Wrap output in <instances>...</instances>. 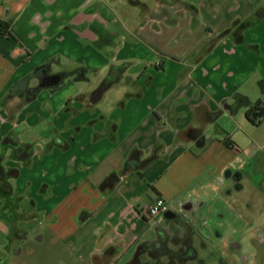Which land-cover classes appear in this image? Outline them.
Returning <instances> with one entry per match:
<instances>
[{"label": "crops", "instance_id": "crops-1", "mask_svg": "<svg viewBox=\"0 0 264 264\" xmlns=\"http://www.w3.org/2000/svg\"><path fill=\"white\" fill-rule=\"evenodd\" d=\"M176 1L0 0L12 34L0 36V264H17L28 240L63 251L36 257L28 247L30 262L179 264L152 256L158 245L137 255L141 242L164 234L191 240L197 259L184 264H264V192L243 171L249 150L228 132L249 86L264 101V23L248 21L240 42L229 34L213 47L207 40L220 26L199 27L198 40L182 35L184 51L173 54ZM125 3L141 8L137 26L115 25ZM51 58L49 85L79 68L84 77L67 76L31 100L8 95ZM7 138L29 145L27 154ZM159 197L168 214L147 217L142 209ZM177 222L188 232L174 230ZM195 239L218 259L201 257Z\"/></svg>", "mask_w": 264, "mask_h": 264}, {"label": "rangeland", "instance_id": "rangeland-1", "mask_svg": "<svg viewBox=\"0 0 264 264\" xmlns=\"http://www.w3.org/2000/svg\"><path fill=\"white\" fill-rule=\"evenodd\" d=\"M146 4L151 7H154L156 4V0H145ZM173 8L171 12L173 14H177L181 17L182 26L178 28L179 35L171 44L169 48L171 53L179 54L184 51V44H180L179 39L182 35H189L188 41L193 43L195 40H198L199 36V27H203L206 31L207 29H217L220 26V31L216 32L213 37L208 38L207 45L208 47L214 42V45L221 43L224 38L228 37L229 34H232L233 38L234 29L227 35H222L224 31L230 29L233 26V22L240 21L245 22L249 21L251 29L258 28L259 25L264 23V19L258 21V17L260 12H264V0H178L173 2ZM120 6V7H119ZM117 17H116V26L120 28L122 25H133L135 26L138 23L139 14L141 12V8L136 6L135 3H125L123 5L119 4L116 8ZM195 11V12H194ZM192 26L189 28V24ZM180 22V23H181ZM256 22V23H255ZM137 26V25H136ZM249 26V27H250ZM198 27V28H197ZM203 38H201L202 40ZM235 39V38H234ZM225 40V39H224ZM186 41V40H185ZM189 43V42H188ZM202 48L196 54L201 56ZM186 55H188L186 53ZM250 92L247 94L248 103L246 105H250L255 103L256 100L262 96L258 86H249ZM253 88V89H252ZM264 97V96H263ZM246 105H241L239 108L238 114L235 116L236 124H232L229 122L228 132L230 133L231 139H235L237 141V145L241 150H249L248 156L245 155L246 159V167L243 169L244 173L247 174V178L250 184H255L259 190L264 192V119L261 121L259 125H252L248 121L245 120L244 110H246ZM244 122V124L242 123ZM222 122V120H221ZM214 213V212H213ZM178 226V227H177ZM212 230H217L213 227L212 224H209ZM176 229H179V232L185 233L184 228L180 227V225H176ZM220 232H223V235L229 234L228 226L224 225L219 227ZM218 229V230H219ZM183 235V234H182ZM180 244H184V240L179 241ZM22 249V253L18 255L19 262L17 264H51V263H40L38 261L30 262L28 258H26L27 248L31 247L34 251V255L37 257L42 253H47L52 257L57 255L58 251L63 253L62 249L53 248L47 245V242L43 245L39 244L37 241L28 240L26 243L20 242V245L17 246ZM195 247L197 248V252L201 257L206 259L217 260L218 257L212 253L207 246H200V241L195 239ZM216 249L221 250L220 246L217 244ZM215 249V250H216ZM66 256H70L71 254L67 250L65 253ZM187 264H197L195 261H190Z\"/></svg>", "mask_w": 264, "mask_h": 264}, {"label": "trees", "instance_id": "trees-1", "mask_svg": "<svg viewBox=\"0 0 264 264\" xmlns=\"http://www.w3.org/2000/svg\"><path fill=\"white\" fill-rule=\"evenodd\" d=\"M263 12H260L259 16L262 15ZM249 25L248 21L245 22H240V21H235L233 22V26L230 29H227L224 31L222 34L227 35L229 34L233 29L235 30V40L237 42L241 41V32L244 28H246ZM10 26L7 22H4L3 20H0V36L3 37H11L12 34L10 32ZM213 47V44L211 45ZM209 48V50L211 49ZM56 61L55 58H51L41 65L37 66L36 68L34 67L26 76L21 78L20 80L14 81L7 90V93L9 96H25V100H31L36 97L38 91H40L43 88L50 89L51 91L57 90L61 86V82H63V79L65 77H69L71 75H74L76 78L80 79L81 77H84L83 75V68H79L71 73L65 72L61 73V82L57 84L56 86H51L48 84L47 77H49V69L50 65H52ZM38 79V84L34 87H28L29 81L32 79ZM241 103L242 105H246L248 103V98L246 96H242L241 98ZM246 110H245V116L248 120V122L252 125H259L261 121L264 119V101L262 100H257L255 103L248 104L246 105ZM11 139L7 138L5 140V143H9ZM12 142V143H11ZM11 144L14 145V153L18 154L19 151L21 152V155H26L29 149V145H19L17 141L11 140ZM159 146H156L155 149L152 151V154L150 157H147L143 162L145 163L144 165H149L151 164L157 157V150ZM132 157H139V152L134 150L131 152ZM0 163H1V158H0ZM4 175V171L2 166L0 165V178ZM114 175H109L106 180L103 182V185L109 184V182L112 181V178ZM177 225H180V227L184 228V226L180 223L177 222ZM185 232H188V229L186 230L184 228ZM184 240V244H180L179 241ZM158 245L161 247V250H158L157 253H150L152 256H158V257H169L172 260H176L179 264H184L186 261L191 260V259H197V256L195 254V248L192 245V242L190 239L187 237L182 236V238H178L176 235L175 236H168V235H162L159 237L158 241L154 242H146L143 241L139 244V248L137 249V255L143 254L145 252V249L150 246H155ZM178 245L180 249L176 251H171L168 250L170 246ZM184 249V250H183ZM183 250V251H182ZM155 264H162L160 261L156 262ZM168 264H171L169 262Z\"/></svg>", "mask_w": 264, "mask_h": 264}, {"label": "built area", "instance_id": "built-area-1", "mask_svg": "<svg viewBox=\"0 0 264 264\" xmlns=\"http://www.w3.org/2000/svg\"><path fill=\"white\" fill-rule=\"evenodd\" d=\"M169 209L168 203L163 197L155 199L149 206H146L142 211L147 214V217L154 218L160 214H164Z\"/></svg>", "mask_w": 264, "mask_h": 264}, {"label": "water", "instance_id": "water-1", "mask_svg": "<svg viewBox=\"0 0 264 264\" xmlns=\"http://www.w3.org/2000/svg\"><path fill=\"white\" fill-rule=\"evenodd\" d=\"M166 214H168V212H167V213H165V215H166Z\"/></svg>", "mask_w": 264, "mask_h": 264}]
</instances>
